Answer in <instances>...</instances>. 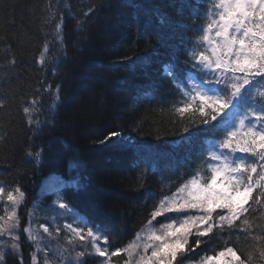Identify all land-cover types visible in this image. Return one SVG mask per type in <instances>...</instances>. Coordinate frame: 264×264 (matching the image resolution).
<instances>
[{
	"label": "snow or ice",
	"instance_id": "1",
	"mask_svg": "<svg viewBox=\"0 0 264 264\" xmlns=\"http://www.w3.org/2000/svg\"><path fill=\"white\" fill-rule=\"evenodd\" d=\"M121 4L134 10V20L144 18L146 43L154 49L159 45L167 56L162 64L164 83L151 81L145 71L147 90L138 88L136 100L147 98L162 109L166 106L176 118L173 123L182 127L171 133L163 153L150 161L144 149L152 146L122 129L113 130L120 125L102 129V139L97 137L93 143L130 153V166L138 170L140 187L136 190L143 192L140 207L148 211L140 214L139 227L134 225L131 238L124 242L123 227L116 229L109 220L97 218L94 208L81 211L73 206L68 189L87 190L79 177L54 186L41 182L42 191L47 186V194L55 199L44 207L34 199L26 212L21 211L28 204L24 186L0 178V264H9V258L14 264H25V240L33 248L31 264H38L40 254L45 264L49 256L59 264H87L95 258H102L100 264H264V0H171L179 17L176 20H168L138 0H101L78 23V30H83L88 16ZM11 7L14 16L15 6ZM63 12L58 4L41 9V26L54 24L61 45L62 23L57 17L62 20ZM154 17L161 27L148 31ZM14 26V20L5 19L0 27V110L9 109L16 100V82L23 79V41L8 35ZM137 32L141 34L139 24ZM48 47L45 42L35 60L45 70L36 91L51 97L52 103L42 108L41 97L35 96L21 101L32 133L26 158L37 168L42 167L45 149L61 127L63 85L57 83L53 89L47 72L53 77L62 75L59 66L68 59L65 54L49 62L44 54ZM155 54L159 55L158 50ZM114 64L137 70L133 57ZM158 87L165 89L159 97L155 95ZM140 131L139 125L132 129L137 134ZM0 132L6 140L7 124H0ZM37 137L48 139L37 147ZM155 139L159 143L164 138ZM4 159L8 160L7 154ZM5 166L11 168V164ZM75 167V161L70 162V174ZM149 175L159 177L157 190L148 185ZM37 210L51 211L52 224L71 217L72 222L63 226L69 234L66 244L55 254L53 241L44 239V234L52 236L50 228L32 226ZM128 215L121 213V220ZM25 217L27 225L22 227ZM55 231L58 237L60 227ZM241 239L244 248L236 246Z\"/></svg>",
	"mask_w": 264,
	"mask_h": 264
},
{
	"label": "trees",
	"instance_id": "2",
	"mask_svg": "<svg viewBox=\"0 0 264 264\" xmlns=\"http://www.w3.org/2000/svg\"><path fill=\"white\" fill-rule=\"evenodd\" d=\"M138 2L146 8L158 9L168 20L179 19L171 6V0ZM100 3L101 0H0V27H3L5 19L14 20L15 26L8 29V35L18 36L23 41L20 49L23 53L20 68L23 79L16 82L19 85L17 97L9 109L0 110V124H7L8 127L7 139L0 138V178L13 183L19 182L24 186L28 204L21 211L26 212L32 207L34 199L39 201L41 207L51 204L50 195L42 196L44 190L42 191L41 182L54 186L61 180L79 177L87 190L77 193L68 189L73 206L81 211L94 208L97 218L109 220L116 229L123 227V240L127 242L134 225L139 227L137 220L140 214L148 211L140 207L143 192L136 190L140 187L138 170L130 166V153L114 151L111 146H97L93 140L97 137L102 139L99 135L102 129L120 125V129L113 130L122 129L125 134L131 133L145 145L152 146L144 149L150 161L158 152L163 153L167 148L166 141L171 139V133H178L182 125L173 123L176 118L166 106L162 109L156 102L149 103L147 98H143L142 102L136 100L138 88L147 90L148 79L144 72L148 73L151 81L163 84L162 64L167 62L165 49L159 45L154 49L146 43L143 17L139 21L134 20V10L121 4L88 16L83 30H78V23L85 21V14L89 9ZM49 4H58L64 10L63 19L57 17V22L62 23L60 31L63 45L56 38L54 24L49 27L41 26V9ZM3 5L9 7L5 8ZM13 5L14 16L11 15ZM160 27L154 17L148 31H155ZM45 42L49 45L44 53L49 62L65 54L68 59L59 66L62 75L53 77L52 72H47V79L52 81L53 89L57 83L62 82L63 85V103L59 109L61 127L52 138L51 146L45 149L42 167L37 168L26 158L32 133L25 123L21 101L35 96L41 97L39 106L42 108H47L52 103L51 97L36 91L45 70L35 60L44 49ZM157 50L159 55L155 54ZM123 57L135 58L137 70L128 71L123 65L114 64ZM164 92V88L158 87L155 95L159 97ZM137 125L141 128L139 134L132 132ZM2 135L0 132V137ZM158 136L164 138L159 143L155 139ZM47 139L48 137H37L34 144L38 147L42 140ZM5 154L8 155L7 161L4 159ZM72 161H75L76 167L70 174ZM6 164H11V168L6 167ZM158 178L157 175L147 177L148 185L153 190L159 188L156 183ZM121 213L129 215L121 220ZM51 214V211L37 210L32 224L48 222V215ZM26 223L27 217L24 225ZM60 229L56 240H53L56 234L51 240L52 244L63 246L68 234L63 226ZM236 246L244 248L246 245L241 239ZM32 251L33 248L25 249L24 243L25 264H31ZM43 259V254H40L38 264ZM53 262L59 264L57 260ZM9 264H14L11 258ZM87 264H95L94 259H89Z\"/></svg>",
	"mask_w": 264,
	"mask_h": 264
},
{
	"label": "rangeland",
	"instance_id": "3",
	"mask_svg": "<svg viewBox=\"0 0 264 264\" xmlns=\"http://www.w3.org/2000/svg\"><path fill=\"white\" fill-rule=\"evenodd\" d=\"M42 199H43V197H42ZM2 208H3V204H0V214H2ZM31 208V207H30ZM50 214V213H49ZM52 216H53V214H51V215H48V218H49V220H51V218H52ZM71 223L72 221H71V219L70 220H65V219H61V220H59L56 224H52L51 223V226L50 225H48V224H45V223H43V224H45L46 226H48L49 228H50V231L51 232H54V233H56V231H55V229H56V227H60L61 225L62 226H64V224L65 223ZM26 225H27V223H26ZM26 225H24V226H26ZM39 225H41V224H37V223H35L34 222V224H32V226H33V228H36V229H39ZM23 227V226H22ZM65 230V229H64ZM42 231V229H40V232ZM65 232H66V230H65ZM42 233V232H41ZM68 234V233H67ZM69 235V234H68ZM52 237H53V235L51 236V237H48L46 234H44V239L45 240H49V239H52ZM56 238H57V235H55V238L53 239V240H56ZM25 249H27V248H30L29 246H28V244H27V241L25 240ZM65 243V242H64ZM61 245L60 244H56V243H54V244H52V249L54 250V253L53 254H55V250L58 248V247H60ZM44 256V255H43ZM44 258H45V256H44ZM46 259V258H45ZM45 259H43L42 260V262H43V264H45ZM53 261H56L55 259H53L52 258V256H49L48 257V264H56L55 262H53ZM42 262H41V264H42ZM99 264H100V262H99Z\"/></svg>",
	"mask_w": 264,
	"mask_h": 264
}]
</instances>
